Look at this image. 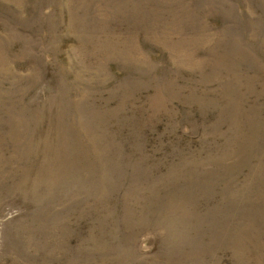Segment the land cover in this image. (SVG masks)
<instances>
[{
	"label": "rangeland",
	"instance_id": "obj_1",
	"mask_svg": "<svg viewBox=\"0 0 264 264\" xmlns=\"http://www.w3.org/2000/svg\"><path fill=\"white\" fill-rule=\"evenodd\" d=\"M0 264H264V0H0Z\"/></svg>",
	"mask_w": 264,
	"mask_h": 264
}]
</instances>
